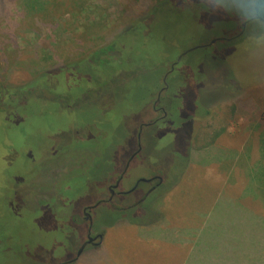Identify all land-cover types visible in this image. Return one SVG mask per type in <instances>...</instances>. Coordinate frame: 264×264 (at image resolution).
I'll return each mask as SVG.
<instances>
[{
	"label": "rangeland",
	"instance_id": "374dc122",
	"mask_svg": "<svg viewBox=\"0 0 264 264\" xmlns=\"http://www.w3.org/2000/svg\"><path fill=\"white\" fill-rule=\"evenodd\" d=\"M88 1L86 14L75 13L74 21L67 23L69 30L62 29L54 46L48 38L36 49L35 37L46 35L44 27L30 16L19 17V0H0V241H5L0 246V264H58L72 257L87 232L74 226L72 215L79 216L85 204L99 201L108 181L119 175L139 143L141 152L132 161L123 186L162 175L164 182L146 202L149 214L101 204L93 218L103 240L94 247L88 245L76 264H218L228 259L248 264V221L220 223V217L245 211L239 197L256 206L260 201L248 199L245 191L248 152L253 162L264 153L260 142L264 86L252 79L244 37L226 44L221 40L232 39L227 37L230 32L242 26L234 16L208 17L193 6L182 15L153 23L154 35L141 37L138 29L124 33L120 41L123 69L106 64L87 74L89 62L87 66L82 62L95 54L96 65L98 57L107 55L103 50L115 35L148 8L145 0ZM92 4H100L98 11ZM213 40H220L216 49L209 47ZM10 47L20 56L7 55ZM48 47L53 53L45 50ZM185 52L189 53L173 74L170 98L161 99L170 108L169 117H162L161 111L154 112L159 107L154 97L160 95L166 75L161 64ZM207 53H214L218 64L204 56ZM48 55L52 57L42 58ZM78 61L83 70L67 65ZM207 65L218 67L198 73V66ZM58 66H65L55 76L54 94L60 100L42 92L41 86L45 81L41 75ZM227 74L238 86L212 104L209 114L198 117L202 107L187 93L194 75L211 93L223 85ZM106 75L111 78L105 79ZM155 119L158 122L150 124ZM259 121L263 122L260 127ZM189 142L190 155L184 164L177 157L179 162H174L171 155ZM222 153L226 157L217 161ZM228 154L233 157L227 158ZM149 186L141 182L135 194L118 201L122 205L135 201ZM160 198L162 202L157 203ZM116 219L134 220L135 225L109 227ZM204 224L214 225L217 232L204 234L191 253L197 238L184 242L177 235L179 240L165 243L139 235L165 233L156 226L195 229ZM44 243L54 245L53 252L41 248Z\"/></svg>",
	"mask_w": 264,
	"mask_h": 264
},
{
	"label": "trees",
	"instance_id": "16d2710c",
	"mask_svg": "<svg viewBox=\"0 0 264 264\" xmlns=\"http://www.w3.org/2000/svg\"><path fill=\"white\" fill-rule=\"evenodd\" d=\"M77 1H79V2H77ZM90 1H94L96 3H99L102 0H90ZM87 2H89V1L87 0ZM92 5H94L95 9L98 11V7H100V4H92ZM145 5H147L148 8L143 12L142 16L135 18L128 26H125L118 34L115 35V37L113 38V41L110 42V44L107 46V48L103 50L104 52L105 51L108 52V53H106L107 55L98 57L96 65L92 62L94 60L95 54L89 55V59L86 60V62H82V61H78L75 63L71 62L69 64L67 63V65H71V67L81 68V65H80L81 62L85 66H87V64L89 62L88 67H86L88 69L87 74H90L92 69L93 68L95 69V66H98V67L102 66V68H103L106 64H113L116 67H118L119 69H123L124 68V58H123V55L120 53V49L124 45H122V43L120 41H121V37L124 33L131 31V30L135 31V29H138L139 33H141L140 34L141 37H145L147 35H154L155 32H153V29H152L153 23H155V24L157 22L161 23L162 20L166 17H173V16L182 15V14L188 12L189 8H190V7H182L180 0H156L155 2H151L150 0H145ZM193 6H198V5H192L191 8ZM17 7H18L17 13L20 15L19 16L20 18L25 17V15L30 16L33 18V21H36L38 25L41 24L45 29L46 35L43 34V35H39V36L35 37V38H37L36 49H38L42 45V41L44 39H47V40L51 39V45L54 46L56 44V38H58L62 29L69 30L68 27H70V26H68L67 23H68V21L69 22L74 21L73 15L75 13H79L80 11H81V13L83 12L84 14H86V0H19ZM69 11L71 14L68 16V18H64V15L66 13H68ZM1 14L2 13H0V16H1ZM84 24H86V23H84ZM93 26H91V27H93ZM98 26H99V24H98ZM37 27L38 26H36V30H39V29H37ZM83 28H85V30L82 32V35L80 33V35H81L80 38L84 42V37H86V25L83 26ZM155 28H156V26H155ZM242 30H243V27H241L240 29H235V30L231 31L230 34L227 36V37H230L232 39L227 40V39H225L226 37L225 38L221 37L222 38L221 40H223L224 43L226 44V43H231L232 40L241 39L243 37V35H240ZM11 36L13 37V34ZM74 36L76 37V34H74ZM14 38H16V36H14ZM218 41H220V40H218ZM218 41H215L214 43L209 44V47H213L211 45H214V49H216L217 48L216 46L218 45L217 44ZM205 42L209 43V41H205ZM49 44H50V42H49ZM45 50L50 52V53H53L52 47L51 48L48 47ZM210 50H212V49H209V51ZM6 51L8 53L7 55L11 56L12 59L20 56V54H18V56L13 54V52H15V50H13V47L6 48ZM188 53L189 52H187V53L185 52L181 61H179L178 64L175 65V69L172 72H170V74L168 75V78H167L168 88L162 92V95H161L162 100H164L165 98H168V99L170 98L168 96V94H170L172 92V88L170 86L173 83V76H174L173 74L176 72L177 67H179L180 64L183 63V59H184L185 55ZM213 55H214V53L213 54L207 53L204 56H209V58L212 61H214V62H216V64H218V61L220 59L218 60V57L213 56ZM215 55H218V54L215 53ZM51 57H52V55H48V56H44L42 58L49 59ZM177 59L178 58H175L171 61H167L166 64L165 63L161 64L162 69L166 68L165 73L170 71L173 62H176ZM224 60L222 62H226ZM67 65H65V66H67ZM65 66H62V67L58 66L59 68L48 69V70H46V72L43 75H41L42 80H45L44 83L41 84V86L43 87L42 92H45L47 94L52 93V95H54V97H52V98H58V100H60L62 98V97H58L59 94H54V91L56 90V88H58L57 87L58 83L55 82V80H56L55 76L57 73H60ZM217 67L218 66H216V68H214V69H210L209 66L207 65V67L204 68L205 70L203 68H201L202 69L201 70L199 66L197 69H198V73H199V71L202 73H206L208 71L212 72L213 70H216ZM81 69L83 70V67ZM229 76L230 75L227 74L225 77V80H223V85L212 89L211 90L212 92L210 93V90H207V88L204 87L205 84H203L201 79H199V77H196L194 75V77L196 79L193 78V80H191V82H190L191 85L190 86L188 85L189 90L187 93H189L191 97H193L195 100H197L195 102L196 104H198L200 107H202V110L199 109L200 115L198 117L205 115V114L206 115L209 114L210 113V107L212 104H214L219 99L226 96L228 94V92L231 93L233 91V89L238 86L236 84V81L233 79V77L232 76L229 77ZM104 78L109 79L111 77L106 75V76H104ZM229 83L232 86L231 89H230V87L228 89ZM102 84H105V83H102ZM164 85L165 84H164V80H163L161 88H163ZM223 86H226V87H223ZM214 91L218 92V94L216 96H213ZM1 92H2V90H1ZM85 93L87 94V91ZM156 93L157 92H155V94ZM13 96H15V95H13ZM211 96H213V97L211 98ZM155 98H157V97L155 96L154 99ZM179 101H180V99H179ZM250 101H252V100H250ZM23 103L25 104V102H23ZM251 103L253 106H259V103L256 101H252ZM160 104L163 105L167 111L170 110V108H168V106L166 104H163L162 102H160ZM168 117H169V112H168ZM257 125L260 127L263 125V122L259 121V124H257ZM218 135H220V133H218ZM262 136L264 137V133H262ZM260 142H262L264 144V138L261 139ZM174 154L177 156H175ZM174 154L171 155V158H173V161L176 162V157H177L178 160H180L184 164L185 159L188 158V156L190 155V142L188 144L182 146L177 151H175ZM236 154H238V153L236 152ZM226 155L227 154H223V156H220V155L217 156V161H223L224 160L223 158L226 157ZM231 156H232V154L231 155L228 154L227 158H229ZM250 160H251V153H248V164L250 165V166L248 165V179H249V181H248V187L246 188L245 193L248 194V199H251L252 201L256 199L257 201L260 200L261 202L258 201L259 206H258V208H256L254 204H246L245 202H243V196L239 197L237 201L242 202V208L245 211L244 212H240V211L234 212V215H230V216L223 217V218L220 217V223H221V221H223V222L230 225V223H232L234 221H240V222H247L248 221V264H264V153H263L262 158L259 161L253 162ZM177 162H179V161H177ZM182 170L183 169H181V171ZM176 176H177V178H176V181L174 182L175 184L180 179V171ZM154 193H155V191L148 198V200H147L148 202ZM260 194H262V195H260ZM146 202L144 203V205H142V208H144V209L146 206ZM156 202L161 203L162 202L161 198H160V200H158ZM154 208H155L154 209L155 212H158L159 208H158L157 204ZM131 211H132V209H131ZM143 214L146 215L149 213L147 210H145V212ZM118 219H120V218H118ZM118 219H116L115 221H112L110 223L112 225L109 227L118 226L120 223H122V225H125V226L135 225L134 220H129V222H126L125 220H118ZM205 225L206 224H204L202 227H197L195 229L179 228V227L166 229L165 227L160 228L159 226H156L155 228H157L158 231H162L165 233L158 232V233H149V234H153L154 236L160 237V238L169 237L170 239H175V240H179L177 235L180 238L184 237V236L194 237L195 235H199L197 237L198 238L197 244H201L202 236L204 234H207L208 230L211 229L209 226L205 227ZM210 225H212V224H210ZM103 227H106V226H103ZM164 229H166V230H164ZM197 232H201V234H198ZM208 235H209V233H208ZM4 243H5V241L4 242L0 241V246H2ZM231 261L232 260L228 259V260L223 261V262L220 261L218 264H243V262H244V261L243 262L240 261V262L234 263Z\"/></svg>",
	"mask_w": 264,
	"mask_h": 264
},
{
	"label": "flooded vegetation",
	"instance_id": "af4514ba",
	"mask_svg": "<svg viewBox=\"0 0 264 264\" xmlns=\"http://www.w3.org/2000/svg\"><path fill=\"white\" fill-rule=\"evenodd\" d=\"M184 54L185 53H183L177 59L176 62H173L170 71H168L166 73L165 78H164V84L165 85L161 89L160 95L156 98L155 103L159 107L155 106L154 112L161 111V113H163L162 117H165L166 115H168V111L166 110V108L160 104L162 92L168 88V82H167L168 75L170 74V72H172L175 69V65L178 64L179 61H181ZM162 117H160V118H162ZM156 122H158V119H155L150 124H153ZM140 134H139V137L137 138L138 141H140ZM140 152H141V149H140V143H139L138 149L136 151H134V153L131 156H129V158L127 159V161L125 163L123 170L120 171L119 175L116 176L114 179H110V181H108V183H107L108 186L106 187L105 192L102 194L103 196L99 197V201L94 203V204H87V205L85 204L84 207L81 209V213L79 214V216L75 213L72 215V221L74 223V226H76L77 228H78V226L85 227V231L87 230V232H86L85 236H83V239H82L80 245L78 246L76 253L70 258L67 257L64 261L58 262V264H76V263H78L88 245H92V246L97 245L96 244L97 241L103 240L104 234L99 233L98 231L95 230V228H94L95 224H94V218H93L94 217L93 214L95 212V209L97 207H99L101 204L108 206L112 210L125 211L127 209H132L135 211L140 210L141 213L145 212V209L142 208V205H144V203L148 200V198L152 195V193L156 190V188L158 186H160L161 183L164 182V178L162 177V175H152L150 177H142L139 180H136L135 183L133 185H131L130 187L129 186L128 187L123 186L125 183V180L127 178L129 168L132 164V161L136 158V156ZM85 167L82 170H84ZM77 176H80V175L77 174V175L73 176L71 179H69L67 181V185H69L74 179H76ZM143 179H145V180H143ZM154 180H157V183H154ZM141 182L150 183V186L147 189H145L144 192L141 193L140 198H138L135 201L129 202L125 205H122L118 200L122 199V197H124V196H129L131 194H135L138 191L139 184ZM151 183H152V185H151ZM56 195H58V194H56ZM90 237H92L93 239H90ZM40 247L41 248L49 247V249L52 250V252L54 250V245L48 246L46 243L42 244ZM52 252H51V256H52Z\"/></svg>",
	"mask_w": 264,
	"mask_h": 264
},
{
	"label": "clouds",
	"instance_id": "9594fccd",
	"mask_svg": "<svg viewBox=\"0 0 264 264\" xmlns=\"http://www.w3.org/2000/svg\"><path fill=\"white\" fill-rule=\"evenodd\" d=\"M198 5L208 17L234 16L243 27V51L253 81L264 86V0H180Z\"/></svg>",
	"mask_w": 264,
	"mask_h": 264
},
{
	"label": "crops",
	"instance_id": "0c3cea01",
	"mask_svg": "<svg viewBox=\"0 0 264 264\" xmlns=\"http://www.w3.org/2000/svg\"><path fill=\"white\" fill-rule=\"evenodd\" d=\"M249 153V152H248ZM248 202H249V200H248ZM248 202H245L246 204H251V203H248ZM255 207L256 208H258V206H256L255 205ZM213 225V224H212ZM213 227H214V225H213ZM213 227L211 228V229H209L208 230V233L209 234H215L217 231H216V229H213ZM198 234H201V232H197ZM140 235V237H142V238H144V240H158V239H160V240H163L165 243L167 242V241H170V242H175V241H177V240H175V239H170L169 237H164V238H160V237H156V236H154L153 234H147V235H143V234H139ZM199 235H195L194 236V238H197ZM190 237H188V236H184V237H181L180 238V241H191V238L189 239ZM197 240H198V238H197ZM197 240L195 241V245H194V248L193 249H191V250H189V252L191 253L193 250H195V249H197L201 244H197ZM192 242V241H191ZM193 243H194V241H193ZM210 257H214V255H210ZM233 262H234V260H232ZM240 261H245V260H239V262ZM185 264H188V262H186ZM212 264H214V263H212ZM243 264H244V262H243Z\"/></svg>",
	"mask_w": 264,
	"mask_h": 264
},
{
	"label": "water",
	"instance_id": "95a60500",
	"mask_svg": "<svg viewBox=\"0 0 264 264\" xmlns=\"http://www.w3.org/2000/svg\"><path fill=\"white\" fill-rule=\"evenodd\" d=\"M216 40H213V42L212 43H214ZM143 180H145V179H143ZM90 239H93L92 237H90ZM95 239V238H94ZM101 241V240H100ZM100 243V242H99Z\"/></svg>",
	"mask_w": 264,
	"mask_h": 264
}]
</instances>
